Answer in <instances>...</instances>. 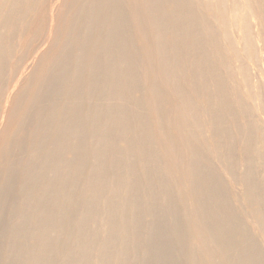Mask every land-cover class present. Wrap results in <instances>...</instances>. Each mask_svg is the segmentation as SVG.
I'll return each instance as SVG.
<instances>
[{"label": "bare ground", "instance_id": "bare-ground-1", "mask_svg": "<svg viewBox=\"0 0 264 264\" xmlns=\"http://www.w3.org/2000/svg\"><path fill=\"white\" fill-rule=\"evenodd\" d=\"M71 1L0 0V264H264V0Z\"/></svg>", "mask_w": 264, "mask_h": 264}, {"label": "rangeland", "instance_id": "rangeland-1", "mask_svg": "<svg viewBox=\"0 0 264 264\" xmlns=\"http://www.w3.org/2000/svg\"><path fill=\"white\" fill-rule=\"evenodd\" d=\"M53 1H55V2H54V5L56 4L55 7H58L59 5H62L63 7H64V6L67 7V8L69 7L68 9H71L72 4L74 3V1H71V0H66V2H67L68 4H65V3L63 4V3H62L63 1L65 2V0H63V1H62V0H59V2H58V0H53ZM68 1H69V2H68ZM70 1H71V2H70ZM60 2H61V3H60ZM57 3H58V4H57ZM70 3H72V4H71L70 6H68ZM88 4H90V2L87 3L86 5L88 6ZM66 5H67V6H66ZM62 6H61V7H62ZM67 8H66V10H67ZM63 9H64V10H62V11H63V12H66V11H65V8H63ZM69 11H70V10H68V12H69ZM68 12H66L67 15H68ZM47 13H48V12H47ZM47 13H46V18H48V16H49V14L47 15ZM62 34H63V33H62ZM60 35H61V33H60ZM62 36H63V35H62ZM42 44H43V45H42ZM42 44H41L42 46L38 49V52H39V51L43 52L45 49H47V46L49 47V43H47V42H45L46 45H44V43H42ZM44 47H45V48H44ZM52 53H55V52H52ZM52 53H51V55H54V54H52ZM47 55H48V53H47ZM49 55H50V54H49ZM49 55H48V56H49ZM34 56H35V55H32L31 57L26 58V61H25V62L23 63V65H22V69H21V70L19 69V71L17 70V72H16V73H18V75H16V74H15L16 76L13 75L12 73H13V71H15L16 69H15V68H13V69L10 68L9 70H11V71H9L10 73L8 74L9 76H8L7 78L10 77L11 79H9V80H12L14 76L16 77V79L19 78V77H21V76H24L23 78L25 79V78H26V74H27L26 72H29L28 75H27V77H28L29 75H32L31 73H32V72L34 73L35 70H36V71H37V70L39 71L40 68L38 69L37 66H36L35 69H32L33 66L37 65V64H36L37 62H33V61H34V59H33ZM48 56H47V57H48ZM30 58H31V59H30ZM32 59H33V60H32ZM29 60H31L30 62H32L33 65H32V64L29 65V63H30ZM28 62H29V63H28ZM27 63H28V64H27ZM258 64H259V66H260V63H258ZM258 64H256V65H258ZM39 65H40V64H39ZM256 65H254V69H253L254 71H253V72H254L255 74L257 73V74L260 75L261 77H264V74H263V75H262V74H259V73L264 69V64H263V66H261L263 69L260 67L261 70L258 69L259 67L256 66ZM261 65H262V64H261ZM23 66H24V67H23ZM40 66H41V65H40ZM255 66H256V67H255ZM28 67H29V68H28ZM41 67H42V66H41ZM30 68H31V69H30ZM25 69H26V70H25ZM32 70H33V71H32ZM257 70H259V72H258ZM30 71H32V72H30ZM38 71H37V72H38ZM255 71H257V72H255ZM24 72H25L26 74H25ZM21 73H22L23 75H22ZM262 73H264V71H263ZM12 76H13V77H12ZM15 77H14V79H15ZM258 78H259V79H262V81H261V80H260V81H261V82L263 83V85H264V78H260V77L258 76L257 79H255V80L258 81V80H259ZM14 79L12 80L13 83H12V81H10V82H11V89L15 87L14 89H15V91H16V90L19 89V88H18L17 86H14V85L17 83L18 79H17V81H16V79H15V81H14ZM9 80H7V81H9ZM258 82H259V81H258ZM141 83H142V85L144 84L143 82H141ZM259 83H260V82H259ZM262 83H261V84H262ZM14 89H12L13 91L11 90V91H12V94H15V93L17 92V91L15 92ZM25 90H27V91L29 92V95H28V94L26 95V93H28V92L25 91ZM24 91H25L24 93H25V95H26V96L24 95V97L26 98V97L28 96V98H26V101H25V102L23 101V100H25V98L22 100V102L19 101V102H18V106H16V108H19V106H20L23 102H24L23 105L25 106V103H27V102L29 103V102H30V101H29L30 98H32L31 95H33V94H32V93H33V88H31V89H29V90H28V88H27V89H24ZM29 97H30V98H29ZM261 98H262V97H261ZM261 98H260L259 102L261 101V102L263 103V102H264V101H263V100H264V95H263V100H261ZM27 100H28V101H27ZM20 102H21V104H19ZM45 102H46V103H45ZM51 102H52L51 99H46V101H45V100L42 101L41 104H39V105H43V106L49 107L50 104H51ZM111 102H112V101H111ZM116 102H117V101H116ZM116 102H115V103H116ZM252 102H253V101H252ZM262 103H261V104H262ZM48 104H49V105H48ZM250 105H252L251 102H250ZM263 105H264V103H263ZM21 107H22V106H20V108H21ZM20 108H19V109H16V110H20ZM22 108H23V107H22ZM22 108H21V109H22ZM252 108H253V110H254L253 105H252ZM33 110H34V109H33ZM263 110H264V109H263ZM0 119H1V115H0ZM0 123H1V121H0ZM238 142L241 143L240 141H238ZM238 142H237V143H238ZM89 145H91V144L87 143V146H89ZM51 146H52V147H51ZM51 146H49V148H50V147H51V148H54V147H55V146H53V145H51ZM14 149H15V148H13V150H14ZM85 149H87V148H85ZM13 150H12V152H13ZM16 150H17V149H16ZM14 152H15V151H14ZM23 152H25L26 154H25V153L23 154ZM28 152H29V151L26 152V151H22V150H21V151H20V150H17L16 153H12V156H11V157H13L14 154H16L15 156H16V158L18 159V161H19V158H20V159L22 158L21 161H24V160H23V159H24L23 156L26 157V158H27L28 156H30V152H29V153H28ZM27 153H28L29 155H28ZM17 154H19V155L17 156ZM20 154H21V155H20ZM14 158H15V157H14ZM3 163H5V165H6V162H4V161H3V162H0V170L4 169V167H5V165H4ZM35 163H36V166H40V162H35ZM2 164H3L4 166H3ZM1 165H2L3 167H2ZM19 181H20V180H19ZM17 182H18V181H17ZM25 188H26V187H25ZM25 188H24V189H25ZM25 190H26V189H25ZM24 193H25V191L23 190L22 194H24ZM20 200L22 201V198H21ZM20 200H18L19 203H21ZM19 203H18V204H19ZM181 210H182V211H181ZM33 212H35V211H33ZM33 212H32V214H30V216H31V215L35 216L34 214H36V212H35V213H33ZM182 212H183V213H182ZM179 213H180V215L182 216L184 213L186 214L187 211L184 210L183 208H181V209L179 210ZM12 216H13V214H12ZM15 216H16V215L14 214V217H15ZM30 216H29V217H30ZM14 217H12V218L10 219V221L13 220ZM15 218H16V217H15ZM10 221H9V222H10ZM0 234H2V236L0 235V238L4 236V234H3L2 232H1ZM8 238H9V235L7 236V234H6V235L4 236V238H1L2 240L5 239V241H4V240H3V241L1 240V241H2V242H7V241H8ZM2 242H1V245H2ZM4 244H5V245H4ZM3 245H4V248H3V246H0V249H2V253H3V250H4V253H5V254H6V253L8 254V253L11 251V248H12V247L10 248L9 245H8L7 243H3ZM8 249H9V250H8ZM162 250H164V249H162ZM11 252H12V251H11ZM11 252H10V254H11ZM159 252H161V250H160ZM166 252L168 253V251H162V253H158V255L160 254V257L163 255V253H165V254L167 255ZM0 254H1V252H0ZM165 254L163 255L164 257H165ZM161 258H163V257H161ZM27 259H28V258L26 257L25 260H27Z\"/></svg>", "mask_w": 264, "mask_h": 264}]
</instances>
